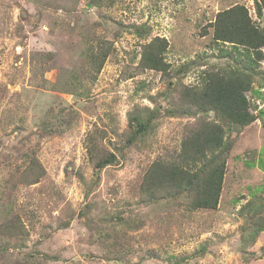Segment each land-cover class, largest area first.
Here are the masks:
<instances>
[{
	"label": "rangeland",
	"instance_id": "rangeland-1",
	"mask_svg": "<svg viewBox=\"0 0 264 264\" xmlns=\"http://www.w3.org/2000/svg\"><path fill=\"white\" fill-rule=\"evenodd\" d=\"M235 6L264 31L262 0H0V264H264V58L251 72L242 47L213 39ZM154 40L165 74L141 65ZM96 53H108L98 72ZM232 69L252 77L256 119L228 128L188 93ZM146 110L156 118L129 144ZM201 121L229 145L215 209L148 199L153 163L173 161Z\"/></svg>",
	"mask_w": 264,
	"mask_h": 264
},
{
	"label": "trees",
	"instance_id": "trees-1",
	"mask_svg": "<svg viewBox=\"0 0 264 264\" xmlns=\"http://www.w3.org/2000/svg\"><path fill=\"white\" fill-rule=\"evenodd\" d=\"M212 27L215 41L245 50L248 62L245 69L254 72L253 66L264 58V31L250 21L246 9L235 6L219 12ZM166 47L164 40H154L147 44L142 52V67L165 74L168 70L164 60ZM107 56L108 53L91 56L94 71L101 70ZM249 74L239 69L209 73L200 88L188 93L189 106L199 112H213L228 128L251 124L256 117L249 111L245 96L252 83ZM154 118L156 115L148 110L133 112L129 119L128 143L145 138ZM228 149L225 127L216 122L201 121L185 137L173 161L157 160L153 163L142 187L144 194L154 200L161 191L175 197L185 193L193 209H215ZM114 159V155L99 159L95 175L105 166L111 165Z\"/></svg>",
	"mask_w": 264,
	"mask_h": 264
}]
</instances>
